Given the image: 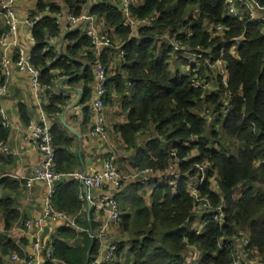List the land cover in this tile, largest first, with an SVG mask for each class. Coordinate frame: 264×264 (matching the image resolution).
Segmentation results:
<instances>
[{
  "label": "trees",
  "instance_id": "1",
  "mask_svg": "<svg viewBox=\"0 0 264 264\" xmlns=\"http://www.w3.org/2000/svg\"><path fill=\"white\" fill-rule=\"evenodd\" d=\"M64 2L73 15H80L89 5V0ZM90 7L91 14L114 29L123 42L121 71L108 70L106 96L112 90L123 96V107L129 114L128 122L120 128L124 144L127 149L138 151L139 169L150 168L155 177L156 172L168 175L162 182L153 180L151 206L143 194L132 199L133 212L120 225L130 237L124 264H234L239 253L235 241L242 238L249 239L254 256L264 259V20L251 19L249 12H242L240 19L231 17L226 0H133L132 13L137 19L155 17L153 26L140 28L136 38L123 25L117 0H99ZM60 12L40 0L41 17L33 27L37 45L32 51L33 64L40 70V83L45 85L53 83L46 64L55 57L52 49L46 50V34L61 32L56 17ZM34 16L37 15L31 17ZM225 27L229 28L226 32ZM73 35L70 38L79 39V43L71 55L85 46L92 48L86 34ZM166 35L183 46L206 50L204 56L212 63L202 61L199 68L193 65L187 69L183 50H175L171 43L164 42ZM239 38L238 43L233 41ZM233 48L235 54L231 53ZM89 58L95 64V56ZM220 59L225 62L227 88L223 76L217 73L218 67H213ZM67 60L61 58L53 67L70 73L71 83L79 82L77 72L84 70L86 90L81 103L85 104V121L92 122L88 103L90 83H95L93 69L91 74L88 67L78 63L74 69L66 64ZM195 78L206 83V87L216 79L218 90L194 88ZM66 101L67 98H54L47 109L59 113L62 109L54 105H64ZM227 103L231 106L229 115ZM207 111H216L217 117L212 119ZM25 114L22 108L24 118ZM1 121L0 117V141H6L9 130ZM51 132L56 152L54 169L73 173L78 158L67 149L73 139L60 126H53ZM139 136H145L142 144L137 142ZM235 143L239 147L234 148ZM199 167L204 168V175ZM215 175L219 194L212 188ZM60 182L55 186L52 203L57 211L78 218L76 224L82 231L62 227L54 239L53 258L65 264H87L99 250V243L92 240L90 232L95 225L92 218L76 216L84 207L79 198L81 183L74 179ZM241 184L246 190L235 199V190ZM3 185L14 190L18 182L6 180ZM199 197L209 198L214 209H223V225L211 220L203 233L193 230V223L200 222ZM13 203L8 195L0 198V211L8 226L20 216ZM78 235L82 239L78 240ZM118 243L117 257L123 250ZM190 250L201 254L193 256L196 261L187 263L185 257ZM45 264L58 263L48 258Z\"/></svg>",
  "mask_w": 264,
  "mask_h": 264
},
{
  "label": "crops",
  "instance_id": "2",
  "mask_svg": "<svg viewBox=\"0 0 264 264\" xmlns=\"http://www.w3.org/2000/svg\"><path fill=\"white\" fill-rule=\"evenodd\" d=\"M98 1L99 0H89L88 4H93ZM39 2L40 0H18L16 11L20 22L16 34L12 39L15 45L6 47L0 44V82L4 83L9 89L6 95H0V108L5 109L10 121V126L2 125L9 130V136L6 141H0V143H5L9 147V151L4 153L0 150V198L3 195H8L14 202V208H16L20 214L18 220L13 221L8 226L3 212L0 211V264H45L48 258L53 259L55 263L65 264L53 258L54 239L58 236L59 230L62 227H70L75 229L77 233L82 231L79 225L76 224L78 218L74 219L73 225L59 219L50 218L41 232V238L45 245L52 248V257H48L45 251L36 252L34 241L30 236H26L24 233V225L28 219L40 218L43 216L46 208L45 196L48 191L46 185L41 182L34 184L31 188L25 186L26 183L24 179L33 173L35 167H37L43 159L37 147L35 134L30 127L31 123L50 126L51 129L53 126H60L68 137L73 139L72 145L67 146V149L71 156L78 158V164L74 166L73 170L75 173L82 175L97 173L102 170L104 162L111 156H115L116 164L117 166L119 165L120 171L126 172V174L122 173L125 175L128 182L126 181L127 184L119 189L110 182H107L102 188H86L83 182L78 181L81 183L84 194L90 198L88 205L92 206V209L90 211V217L88 216V211L85 212L84 208L79 212L80 214L78 213L79 215H77L78 217L80 215L87 216L89 220H91V218L93 219L95 228L94 230H90V232H92L91 238L92 240L97 238L96 240L99 243L97 254L95 253L92 257V261H88L87 264H94L96 258L105 252V247L100 239L104 230H107L110 234V237L107 238L108 242L111 240L115 242L121 240V244L123 245V250L120 255L118 257L114 256L108 264H124L127 258L126 255L129 249L130 237L128 235V237H122V235L126 236V234L121 231V226L108 224L103 211L104 199L107 197H115L124 211L125 220V216L133 212L132 199L136 194H143L146 204L151 206L152 201L150 194L153 191V187L149 192L142 191L141 189H143L146 184L142 185L143 180L133 178V175L140 170L136 166L138 151H135L133 148H126L120 131L121 126L128 122L129 115L128 111L124 110L123 107V96L114 90L107 94L105 106L106 132L104 137L97 136L92 130L93 123L90 120L88 122L85 121V104L81 103L84 91L86 90L84 87V70H78L77 72L79 82L71 83L70 81L73 76L70 75V73H66L64 68L53 67V64L59 59L67 57V65L76 69V63L83 64L90 69L92 74V69L94 73V63L92 64L89 55H94L95 60L100 57L103 62L106 63L108 70H113L114 73H118V71H121V66L123 64V59L121 58L123 57V42L118 38L114 29L109 28L106 23L96 18L93 21L94 26L99 32L110 35L114 41L113 45L102 53L95 51L93 45L92 48L85 46L75 52L74 55H71L70 51L75 49V46L79 43V39L70 37H75V35H73L74 33H78L80 36L85 35L87 25L82 23L81 27L78 26L76 28L78 30H70L67 27L68 24H62L64 27L61 28L59 34L52 35L49 32L46 34V50L49 51L52 49L55 53V57L49 58L46 64V67L50 69V74L53 76V83L51 85L41 84L39 91L34 90L31 75L19 71L15 65H12V74L7 78L2 71L1 59L4 54H8L13 63L17 61L20 55L15 46L22 47L25 50V54L30 56L33 62L32 51L37 45L33 37L34 26L30 24L29 20L32 18L31 16L39 15ZM42 2L47 6L52 5V7L60 9V20H65V14L68 9L64 0H42ZM257 13L258 17H264V8L259 9ZM7 28L8 26L0 5V36ZM132 32V36L136 37L137 34H135L134 31ZM213 80L215 79H212V81ZM212 81L210 84L213 85ZM208 86L210 85L208 84L207 87ZM89 92V102L91 103L95 95V83H90ZM54 98H67L64 105H54L62 109L59 113H50L47 109L49 103ZM90 103H88L89 108ZM22 108L24 113H26L25 118L22 115ZM0 117L2 118L1 113ZM140 140L141 137L139 136L137 138L138 144L143 143ZM214 149L216 151L219 150L218 147ZM124 159H126L125 165L128 166L126 169L121 168L124 167ZM62 173L69 175L71 172ZM156 173L157 176L163 175L160 178H164L167 175L159 174V172ZM216 178H218L217 175L213 177L214 184L212 188L219 194ZM6 180L18 182L17 188L14 190H11L9 187L4 188L3 183ZM60 181V183L63 182V180ZM160 181L162 182L161 179ZM131 182L134 184L128 186V183ZM57 183L54 185V192ZM157 183H159V181ZM152 185L154 186L153 183ZM240 186L244 187L242 193L235 198L236 191ZM245 190L246 186L243 184L239 185L235 190L234 198L239 199ZM53 207L55 209L54 204ZM199 210H201L200 207ZM194 224L195 223H193V226ZM77 239H82L81 235H78ZM75 242L76 241H74V243ZM92 244L94 246L93 241L91 246ZM125 245L127 248L126 250L124 249ZM90 250L92 251L91 247L88 256L91 253ZM15 256L17 258H15ZM193 256H197L195 250H190L188 257H185L186 262H192ZM28 261H30V263H28Z\"/></svg>",
  "mask_w": 264,
  "mask_h": 264
},
{
  "label": "built area",
  "instance_id": "3",
  "mask_svg": "<svg viewBox=\"0 0 264 264\" xmlns=\"http://www.w3.org/2000/svg\"><path fill=\"white\" fill-rule=\"evenodd\" d=\"M120 4V11L123 17V25L127 28H130L135 34L138 33L140 28H144L146 26L152 27L153 26V19L154 18H147V19H137L132 13V5L133 0H117ZM263 0H226V5L228 8V12L234 16H241L242 7L246 5L248 2H261ZM18 0H0V5L2 8V13L6 20V24L8 26L7 30L3 32L0 36V44L2 46L9 47L11 45H15V42L12 40L16 34L17 27L19 25V18L16 12V4ZM83 8V7H82ZM58 15V16H57ZM56 17L58 18V22L61 25V28L64 27L62 24H68V28L70 30H78L76 29L78 26L81 27V24L87 25L86 27V34L90 37L92 41V45L95 51L98 53H102L106 51L109 47H111L114 43L112 37L104 32H99L96 27L94 26L93 21L96 19L94 15L91 14V7L90 4L85 6L82 10L80 15H73L67 11L65 14V21L60 20V14H57ZM40 20V17L34 16L29 20L31 25L37 24ZM221 30V27L218 28ZM163 41H168L171 45L175 48V50H183L182 55L184 59L188 55V53L192 52L193 54V62H188V67L193 65H198L202 61H205L206 64H210L212 62L209 61V58H206L204 55L207 52L206 50L198 47L192 48L190 46H183L177 40L171 38L169 35H166L163 38ZM17 51L19 52V59L12 62V59L8 54H4L1 59V67L3 74L8 78L12 74V65L21 71L31 75L33 88L36 91L40 90L41 83H40V70L34 66L31 57L25 54V50L20 46H15ZM124 52L122 51V56ZM213 67H224L225 73V62L224 60L220 59L216 62ZM218 69V68H217ZM94 78H95V95L93 100L90 103V110L92 113V130L99 134H105L106 132V115H105V97H106V86L108 80L110 78V74L108 73V69L104 64L103 60L98 57L95 64H94ZM226 85V82H224ZM192 85L194 88H199L203 86L206 88V83L203 81L197 80L196 78L192 80ZM8 87L0 82V95H6L8 93ZM227 111V110H225ZM224 111V112H225ZM0 113L2 115L3 124L5 126H10L9 117L5 109L0 108ZM217 112L214 111V114L210 116L212 119H215ZM31 129L33 130L36 140H37V147L41 152L43 159L40 164L35 167L33 173L25 178V183L27 188H31L36 183H44L48 188L46 193V208L44 210L43 216L40 218H31L25 222L24 225V233L26 236H30L34 241V248L36 252L45 251V254L48 257H52V248L48 245H45L42 242L41 232L46 224V222L50 218H55L62 220L64 222H68L70 225H73L75 217L68 216L64 213L57 212L52 204V199L54 195V185L60 180H67L72 179L69 175L58 173L54 169V160L56 158L55 146L53 141V136L51 132L50 126H42L40 124L31 123ZM0 150L4 153L9 151V147L5 143H0ZM210 166V165H209ZM204 175V168L199 167ZM212 167L210 166V170ZM83 180L93 188H102L106 185L107 182L113 184L117 189L123 187L125 182L127 181L124 176L120 173L118 166L116 164L115 156L109 157L103 165L101 171L95 173L93 176L89 175H82ZM133 178H138L143 180L144 184L149 183L152 180H156L155 174L152 172L151 169H140L136 174L133 175ZM168 178L166 175L161 180ZM79 198L84 202V211L87 212L89 209V201L90 198L84 194L82 191L79 194ZM198 202L200 203L199 207L201 211L199 212L200 222H195V227L193 228L194 231L198 233H203L204 228L208 221H215L220 225L225 223V214L221 207L214 209L211 206V201L207 197H199ZM92 209V206H91ZM103 211L105 218L109 225H121L124 220V211L121 208L119 202L115 197H107L104 199L103 203ZM80 214V213H79ZM77 214V215H79ZM76 215V216H77ZM207 215L205 218L204 216ZM110 237V234L107 230H104L101 234V241L103 242V246L105 247V252L98 256L95 260L94 264H108L112 258L115 256L116 251L119 247L118 241H107V238ZM97 239V238H96ZM242 243H245L244 246L238 245L237 252L242 253L245 251L248 240L246 238L240 239ZM73 242H71L72 244ZM15 258H17L15 256ZM197 259H193L196 261ZM30 263V261H28ZM253 264H264V259L258 258L253 255ZM234 264H239L236 259Z\"/></svg>",
  "mask_w": 264,
  "mask_h": 264
},
{
  "label": "bare ground",
  "instance_id": "4",
  "mask_svg": "<svg viewBox=\"0 0 264 264\" xmlns=\"http://www.w3.org/2000/svg\"><path fill=\"white\" fill-rule=\"evenodd\" d=\"M264 0L261 1V2H248L246 5H244L242 7V9L240 11L242 12H249L250 16H251V19H254V18H259L261 20H264V17L263 16H260L258 17L257 16V12L259 9H262L264 8ZM227 4V3H226ZM227 7V5H226ZM227 11V10H226ZM228 12V11H227ZM228 15H230L231 17H236V18H239V16H234L232 14H230L229 12L227 13ZM240 19V18H239ZM229 28L225 27V32L228 31ZM262 34L264 35V21H263V26H262V30H261ZM225 34V33H224ZM240 38L239 39H235L233 41H237L239 42ZM188 62H193V54L192 52L188 53V55L186 56ZM224 82H226V85L224 84ZM223 84L224 86L227 88L228 87V80L227 78H223ZM227 95H228V92H226ZM227 110H228V115H229V112L231 110V106L229 107L228 103H227ZM105 115H106V112H105ZM1 124H3V120L1 121ZM93 133L97 136H101V137H104V134H99V133H96L94 132L93 130ZM174 155H177L176 153H174ZM56 160V158H55ZM55 160H54V168H55ZM56 172H58L57 170H55ZM95 174V173H94ZM94 174H90L89 176H93ZM70 178L74 179V180H77V181H80V182H83V185L86 186V188H90V185H88L85 180H83L82 178V174H79V173H70L69 174ZM204 180V178H201L200 179V182H202ZM253 251L251 252V249L249 247V241L247 242V246H246V249L244 252L240 253L239 257L235 258L236 261L239 263V264H252V260H253Z\"/></svg>",
  "mask_w": 264,
  "mask_h": 264
},
{
  "label": "rangeland",
  "instance_id": "5",
  "mask_svg": "<svg viewBox=\"0 0 264 264\" xmlns=\"http://www.w3.org/2000/svg\"><path fill=\"white\" fill-rule=\"evenodd\" d=\"M17 12V11H16ZM18 16V15H17ZM38 17H41V15H37ZM62 21H65V20H62ZM235 42V41H234ZM238 43V42H237ZM114 47V46H113ZM235 52H236V48H233V51H231V53H233V54H235ZM222 53H224V51L222 52ZM185 60H187V58H185ZM188 61V60H187ZM181 70L182 71H184V68H181ZM217 71H218V73L219 74H221V75H223V78H227V72L225 73V70H224V67H218V69H217ZM222 78V79H223ZM212 83H213V85L212 84H210L209 83V85L210 86H208V87H206V89H205V91H207V92H216L217 90H218V88H217V80L215 79V80H213L212 81ZM212 95H213V93H212ZM210 108H213V106H211ZM207 114H208V116L210 117V116H212L213 114H214V112H211V111H207ZM216 116H217V114H216ZM144 137L145 136H141V140L140 141H144ZM233 147L234 148H236V147H239V145L237 144V143H235L234 145H233ZM127 158V157H126ZM126 164V159H124V162H123V166L124 167H121L122 169H126V168H128V166H126L125 165ZM119 166V165H118ZM121 166V165H120ZM120 167H118V169H119ZM119 171H120V169H119ZM124 174H126V172L125 171H122ZM121 171H120V173L122 174V176H124L125 177V175L122 173ZM161 176H163V175H158L157 177H156V180L157 181H159V182H161L160 181V179H162V178H160ZM128 182V181H127ZM152 183H153V180L152 181H150L149 183H147L146 185H145V187L143 188V189H141L142 191H146V192H149V191H151V188L153 187V185H152ZM127 183L125 182V185H126ZM134 183H128V186H132ZM126 188V187H125ZM244 187H242V186H240L239 188H238V190L236 191V194H235V198H237L241 193H242V189H243ZM201 210H199V212H200ZM129 236V235H128ZM127 235L126 236H124V235H122V237H128ZM119 241V240H118ZM248 241H249V239H248ZM119 242H121V240L119 241ZM235 244L237 245V247H238V245H242V246H244L245 245V243H242L241 241H240V239H236V241H235ZM125 248V250L127 249L126 248V245L124 246ZM251 249V252L253 251L252 250V248H250ZM196 255H197V257L198 256H200V251H197L196 253H195ZM239 255H240V253H237V257H239ZM237 257H235V258H237Z\"/></svg>",
  "mask_w": 264,
  "mask_h": 264
},
{
  "label": "water",
  "instance_id": "6",
  "mask_svg": "<svg viewBox=\"0 0 264 264\" xmlns=\"http://www.w3.org/2000/svg\"><path fill=\"white\" fill-rule=\"evenodd\" d=\"M91 211V206L89 205V209H88V216L90 217V212ZM92 246H93V244H92ZM92 246H91V249H92ZM91 251V250H90Z\"/></svg>",
  "mask_w": 264,
  "mask_h": 264
}]
</instances>
